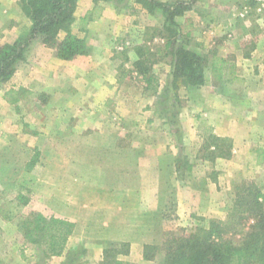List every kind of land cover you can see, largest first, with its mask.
I'll return each mask as SVG.
<instances>
[{
  "label": "rangeland",
  "instance_id": "374dc122",
  "mask_svg": "<svg viewBox=\"0 0 264 264\" xmlns=\"http://www.w3.org/2000/svg\"><path fill=\"white\" fill-rule=\"evenodd\" d=\"M254 2L195 0L178 18L191 22L192 35L184 45L202 57L204 83L180 86L176 93L165 89L172 62L158 33L160 15L134 12L124 1L102 3V8L110 6L102 31L81 32L79 17L92 3L78 0L72 30L90 41L91 58L67 67L70 74L52 75L54 64L50 59L46 64L51 53L36 51V45L27 49L11 81L0 89L2 94L21 81L33 89L24 106L10 107L0 121V264L64 261V256L44 257L36 244L24 243L17 224L32 210L75 223L67 247L83 253L72 264H99L106 248L115 251L103 264L113 256L128 261L142 257L145 245L153 246V259L142 257L139 264H157L164 232L225 219L234 186L244 180L264 191V0ZM7 7L0 18V44L13 41L27 26L24 15ZM139 44L154 54L147 66L152 62L156 91L146 89L134 70ZM218 53L226 60L219 78L211 68ZM99 85L117 87L104 97ZM118 95L142 104L125 102L117 111L113 102ZM162 107L175 110V117H161ZM134 111L135 119L124 117ZM35 153L33 165L26 168ZM173 159L175 170L167 167ZM144 163L167 169L146 180L140 169ZM208 182L217 185L209 189ZM186 187L209 195L208 202L190 208L184 203ZM19 193L28 197L26 204L17 202ZM146 193H153L151 202Z\"/></svg>",
  "mask_w": 264,
  "mask_h": 264
},
{
  "label": "trees",
  "instance_id": "16d2710c",
  "mask_svg": "<svg viewBox=\"0 0 264 264\" xmlns=\"http://www.w3.org/2000/svg\"><path fill=\"white\" fill-rule=\"evenodd\" d=\"M92 6L79 17V30L86 31L90 21H94L102 9L103 2L119 4L134 12L144 11L149 15L159 14L162 19L164 36L163 49L171 58L170 86L175 93L178 87H198L204 83L203 59L185 47L191 38V22L185 19L180 23L186 11L192 9L195 0H90ZM254 5V0H248ZM78 0H17V5L29 24L12 41L0 44V89L10 81L16 71V63L25 59V52L32 40L39 38L41 43L51 49L62 60H71L77 55L88 52L87 42L72 30ZM136 59L133 67L146 84V89L157 90L158 84L152 71L153 52L146 45L139 44L134 49ZM212 72L219 78L225 58L213 55ZM151 84V86H150ZM156 84V85H155ZM31 91L21 85H9L2 94L3 99L15 104L29 95ZM173 96V95H172ZM175 105L176 100L171 102ZM160 108L161 117L172 119L175 110ZM173 111V112H170ZM166 120V121H168ZM171 121V120H170ZM221 140V139H219ZM35 153L25 165H33ZM224 155H227L224 154ZM264 160V155L261 157ZM188 167V165L186 166ZM17 202L24 205L28 197L19 193ZM75 223L66 218L45 217L37 211H30L17 224L24 243L36 244L44 257L64 256L60 264H72L82 254L67 247L69 236ZM162 254L157 264H264V191L253 181L244 180L234 186L233 205L225 219H210L205 226H196L192 230L180 228L177 231L164 232ZM153 246L145 245L142 251L144 259H153L149 250ZM110 248L103 249L104 259ZM76 253V254H75ZM108 254V255H107ZM109 264H135L121 260L116 256L108 259ZM81 264H90L84 260Z\"/></svg>",
  "mask_w": 264,
  "mask_h": 264
},
{
  "label": "crops",
  "instance_id": "0c3cea01",
  "mask_svg": "<svg viewBox=\"0 0 264 264\" xmlns=\"http://www.w3.org/2000/svg\"><path fill=\"white\" fill-rule=\"evenodd\" d=\"M7 5L8 6H13V8H12V13H15L16 15H20V16H22L23 14H22V12L20 11V9H19V7L17 6V0H0V18L8 11V7H7ZM111 5V4H110ZM109 7L110 6H105V7H103L102 8V11H101V13H102V16L100 15V19L96 22V24H93L94 23V21H96V20H94V21H90L88 24H87V26H86V28L87 29H90V30H97V31H102V27L104 26V24L105 23H107L106 21H108L109 19H108V11H109ZM87 9H89V7L88 8H86V10ZM85 10V11H86ZM83 15V14H82ZM23 18H25V23H26V25H28L29 24V22H28V20H27V18L26 17H24V16H22ZM109 22V21H108ZM92 24L94 25V26H92ZM2 33V32H1ZM0 36H2V34L0 35ZM16 38V37H15ZM14 38V39H15ZM88 41V40H87ZM12 42V41H11ZM35 42H36V44H35ZM88 43V45L90 44V41H88L87 42ZM36 45V51H43V50H47V51H49L50 53H51V56L50 57H48V58H46V64L48 63V60L50 59V61L52 62V64H54V66H53V68H52V70H51V72H52V75H55V76H60V75H62V74H65L64 72H66V73H68V74H70L69 73V70H68V68L67 67H73L74 66V64H75V62L77 61V62H79V61H84V59L85 60H89L90 58H91V56H89V54H87V55H77V56H75L73 59H71V60H62V59H59V58H57L55 55H54V53H53V51L51 50V49H49V48H47V47H45L41 42H37V41H35V40H32L31 41V43L29 44V46L27 47V49L29 50L31 47H33V46H35ZM28 50L25 52V55L27 56V53H28ZM45 53H47V52H45ZM48 56H49V53H48ZM216 56H219V57H223V58H225V55L224 54H217ZM42 63V62H41ZM65 67V68H64ZM51 69V68H50ZM83 73V72H82ZM15 74V73H14ZM14 76V75H13ZM13 76H12V78H13ZM68 77H70V76H68ZM36 78V77H35ZM39 79H40V81H42L43 82V76L40 74L39 75ZM45 79V78H44ZM11 81V80H10ZM23 82H25V81H23ZM22 81H21V83H19V82H17V84H15V85H21V86H24L25 88H27V89H29L31 92H32V88L31 87H29L28 85H26L25 83H23ZM12 84H13V82H12ZM8 87V86H7ZM6 87V88H7ZM45 88H47L46 86H44ZM99 87H100V94H103V92H105L106 91V93L107 94H104V97H106L108 94H110V90L111 89H113V88H115V87H117L116 85H109V86H104V85H99ZM101 87H104V89L102 90L101 89ZM110 87H111V89H110ZM5 88V89H6ZM4 89V90H5ZM116 89V88H115ZM2 94H3V92H2ZM2 94H0V121H4L5 119H4V114L5 113H7V112H9V110H10V107H14V109L15 108H19V107H22V106H24L26 103H27V100L25 99V97L24 98H22V99H20L17 103H15V104H10V103H8V102H6L4 99H3V97H2ZM114 99H116V100H114V102H113V104H115L116 105V108H117V111L118 110H122L121 108L123 107V106H125L124 104H125V102H128V103H130V105H132V107L135 105V107H137V105H141L142 104V102H141V100H139V101H135V100H129L128 99V101H125V99L124 98H122L120 95H118L117 97H114ZM91 99H88V103H91ZM97 103V102H96ZM22 105V106H21ZM102 106H104V103L102 102ZM150 106H152L151 105V103L149 104V109H151V107ZM92 107V106H91ZM147 107V106H146ZM145 106H144V109L145 110H147V108H146ZM4 113V114H3ZM120 113V112H119ZM128 113V112H127ZM135 114H136V112L134 111L133 112V115L131 116V115H126V116H124V117H128V119H135L136 117H135ZM123 117V116H122ZM150 119H148V121H149ZM129 122L131 123V124H133V123H135L134 122V120H129ZM2 124H3V122H2ZM176 162L174 161V159L172 160V165H169L168 166V164H167V167H171V169H173V170H175V169H177L176 168V164H175ZM90 166V165H89ZM89 166H87V167H89ZM167 167L164 165V167H162L161 168V165H157V164H154V163H144V164H142L141 165V167H140V169L142 170V175L144 176V179H146V180H148V179H150V180H153V176L155 177V175H156V177H157V175H158V171H160V170H166L167 169ZM192 168L193 167H190L189 165H188V167H186V169H191L192 170ZM133 169H134V167H133ZM138 169V168H137ZM145 172V173H144ZM146 172H147V174H146ZM155 180V179H154ZM145 185V184H144ZM186 185H187V183H186ZM216 183H210V182H208V184H207V187H209V189H212V186L215 188L216 187ZM141 186V185H140ZM185 190L183 191V193H185L186 194V196H184L185 198H184V203H186V204H190V208H192V206L193 205H199V206H202V204H204V203H206V202H208V200H207V198L208 197H210L209 195L208 196H204L201 192H199V191H197V190H194V189H189L188 187H186V188H184ZM214 192H215V189L213 190ZM182 192V191H181ZM217 192V191H216ZM201 193V194H200ZM206 194V193H205ZM215 194V193H214ZM146 195L147 196H149L148 197V201H152V199H154L153 198V193H146ZM177 195V194H176ZM178 196H179V198H180V200H178L179 202H182V199H181V194H180V192H178ZM201 196H203L204 197V199H202V198H199V197H201ZM149 202V203H150ZM209 202H210V200H209ZM191 213H192V211H190V215H191ZM142 260V257H141V255L139 254L138 256L137 255H135L134 256V258H132V259H128V261H130V262H133V263H135V264H139V261H141Z\"/></svg>",
  "mask_w": 264,
  "mask_h": 264
}]
</instances>
